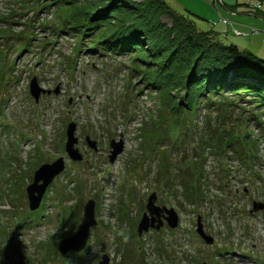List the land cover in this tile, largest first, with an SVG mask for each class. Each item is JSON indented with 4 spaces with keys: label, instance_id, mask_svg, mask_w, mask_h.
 I'll use <instances>...</instances> for the list:
<instances>
[{
    "label": "rangeland",
    "instance_id": "374dc122",
    "mask_svg": "<svg viewBox=\"0 0 264 264\" xmlns=\"http://www.w3.org/2000/svg\"><path fill=\"white\" fill-rule=\"evenodd\" d=\"M164 2L203 31L219 34L227 21L235 24L242 35L228 36L264 59V0ZM24 3L0 0V264H99L103 255L109 264H264V209L249 214L254 202L264 205L262 112L236 96L200 100L166 134L165 121L160 130L152 123L158 98L132 75V57L80 49L70 33L51 29L55 7ZM34 77L50 92L38 102L29 93ZM69 123L76 124L80 161L65 152ZM112 141L123 148L110 163ZM58 158L64 170L29 211L33 173ZM166 168L173 194L162 187ZM189 169L203 176L196 200L185 192L194 182ZM153 192L156 206L176 212L178 226L138 237ZM89 200L96 224L84 250L60 254L58 242L78 228ZM198 219L211 244L196 233Z\"/></svg>",
    "mask_w": 264,
    "mask_h": 264
},
{
    "label": "trees",
    "instance_id": "16d2710c",
    "mask_svg": "<svg viewBox=\"0 0 264 264\" xmlns=\"http://www.w3.org/2000/svg\"><path fill=\"white\" fill-rule=\"evenodd\" d=\"M24 1V8L28 2L40 7L45 4L46 11L55 7L51 29L70 33L78 39V48L84 46L100 55L132 57V75H138L142 87L158 98L159 115L152 123L160 130V123L165 121L166 134L178 129L181 112L187 114L200 100L209 105L214 98L241 97L264 115V59L239 44L226 42L220 33L200 30L194 18L179 14L164 0ZM262 1L258 0L259 6ZM163 17L170 21L169 26L162 22ZM224 28L226 35L237 30L229 21ZM178 91L183 96L176 101L173 98ZM229 140L224 147L231 146ZM223 144L221 141L220 147ZM207 148L202 147L203 153ZM165 173L162 187L173 194L174 179L168 168ZM188 173L193 174L194 182H180L184 188L190 185V192H185L196 200L198 193L204 195L203 176L196 169Z\"/></svg>",
    "mask_w": 264,
    "mask_h": 264
},
{
    "label": "water",
    "instance_id": "95a60500",
    "mask_svg": "<svg viewBox=\"0 0 264 264\" xmlns=\"http://www.w3.org/2000/svg\"><path fill=\"white\" fill-rule=\"evenodd\" d=\"M29 93L33 97L35 102H38L40 95L50 94L49 91H45L38 87L36 78H32L29 84ZM76 129V124L69 123L66 128V143L65 152L70 160L80 161L82 155L78 152V149L74 148L77 143V139L74 137V132ZM86 143L92 149H95L94 142H90L86 138ZM112 151L108 157L109 162L112 163L116 157L121 153L123 145L122 141L110 143ZM64 170L63 158H58L52 163H45L39 166L33 173L32 183L26 188L28 209L33 212L39 208L43 195L46 192L47 187L52 182V180L58 176ZM157 195L153 192L149 197L147 204L145 206V213L142 214L137 226V235L140 237L144 232H148L149 229H154L156 231L163 227L164 222L170 229H174L178 226V217L173 209H166L165 207H158L155 205ZM94 201L89 200L83 207V220L79 224L75 232L60 240L57 244V251L65 255L68 252H80L82 251L87 243L88 237L90 235L91 227L95 226L96 220L94 218ZM264 205L261 203L254 202L252 205L253 213L258 210H263ZM197 234L206 244L212 243V238L207 236L201 228L200 219L197 220ZM99 264H109V258L103 255Z\"/></svg>",
    "mask_w": 264,
    "mask_h": 264
},
{
    "label": "crops",
    "instance_id": "0c3cea01",
    "mask_svg": "<svg viewBox=\"0 0 264 264\" xmlns=\"http://www.w3.org/2000/svg\"><path fill=\"white\" fill-rule=\"evenodd\" d=\"M219 30H220V33H221L220 35H222V36L226 39V42H228V40H231L232 42L241 45L240 41H238L239 39H236V38H233V37L230 38L228 35H226V30H225V28L221 27ZM223 32H225V34H224ZM227 34H228V33H227ZM225 35H226V37H225ZM231 35H232V34H231ZM221 38H222V37H221ZM241 46H242V45H241Z\"/></svg>",
    "mask_w": 264,
    "mask_h": 264
},
{
    "label": "built area",
    "instance_id": "2783aa9c",
    "mask_svg": "<svg viewBox=\"0 0 264 264\" xmlns=\"http://www.w3.org/2000/svg\"><path fill=\"white\" fill-rule=\"evenodd\" d=\"M226 23H227V22H226ZM234 31L236 32V33L234 32L236 35H242L241 32H239V31H237V30H234Z\"/></svg>",
    "mask_w": 264,
    "mask_h": 264
}]
</instances>
